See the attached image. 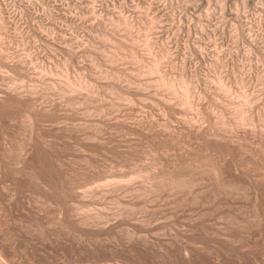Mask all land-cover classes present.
Returning a JSON list of instances; mask_svg holds the SVG:
<instances>
[{
  "label": "rangeland",
  "instance_id": "374dc122",
  "mask_svg": "<svg viewBox=\"0 0 264 264\" xmlns=\"http://www.w3.org/2000/svg\"><path fill=\"white\" fill-rule=\"evenodd\" d=\"M21 1H26V0H21ZM66 1L67 0H64L63 2L68 3V1L67 2ZM90 1L91 0H88V2H87L86 0H83L80 4L81 8L79 6L74 7L72 4H70L71 6L69 5V7L67 9L68 5H65L64 10L61 11V13H64L66 16L68 14V16H70L71 18H73V16H74V18L73 19L69 18V20H72L73 22H71V21L65 22V21L61 20V23L62 22H63L62 24L65 23L64 25L66 27L63 26V29L59 30L58 34L61 32V34H63V35H60L59 38H56V41H57L56 43L58 44V42L60 41L59 44H61V42H62L63 43V44H61L62 46L60 45L62 48L63 47L65 48L64 45H66L68 43L66 45V48L67 49L70 48L71 50L73 49L74 50L73 52H75V51L78 52L79 54L75 53V58L78 60L79 63L81 61H83V63L81 62L79 64L77 62V60L74 59L73 63H75V65L71 62L72 63L71 66L68 67L69 70L68 69L65 70L66 68L65 69L63 68V67H65V65H62L64 61L67 62L66 59L68 56H65V54L63 55V53H61V52H60L61 54L59 52H52L51 53V51L45 50L44 48H42L43 46L42 47H40L41 45L39 46V44H40L39 41L34 40L32 38L31 34H29L30 32H28L27 29H26V31H24L25 26H30V23L33 24L34 21L29 20L26 16H24V18L26 19L25 21L24 20L21 21L22 19H20L18 21L19 24H21V26L25 25L24 30L22 31L23 33L19 32V31L14 32V28H10L11 23H10V21H8V19H7L8 22H5L8 26H10L9 29L11 31L9 30L10 33L8 32V34H10V36L8 34H7L8 36L7 35L3 36V42H9L10 41L11 43H9V44L3 43V51L1 53L2 54L1 56H4V58H7L10 55L9 57H12L9 59L11 61H8V62L5 59V61L7 63L12 62V61H13V64L17 63V62L20 63L18 61V59H20L21 55H22V57H24V59H26V58H28L29 60H30V58L34 59V61H32V59H31L32 62H35V61L38 62L39 61L38 63H40L42 61L43 64L46 62L45 67H47V70H49L48 68H50L52 70L54 69L52 71L54 73L51 74L53 76L56 72H60V73H58L59 75L57 73L55 74V75H58L57 77L56 76L52 77L53 79L56 78L55 80L57 82L65 80L66 77L64 75H66V73L69 76L71 75V77L75 76L77 78L78 75H80V76L85 75L84 77H87V78H90L89 76H91L92 77L91 81L94 78H96L97 80L95 79L92 82V84L93 85L95 84L94 86H96V87H94V88H96L95 89L96 93L94 94V92H93L94 95L91 94L90 92H86V91H85L86 94H85V92L83 93L85 95L86 99L89 100L91 98L89 101L87 100L88 103L86 101H84L85 98L83 99L81 97L80 99H83L84 103L82 100H81L82 101L81 102L78 99V103H80V104L76 105L77 103L76 104L72 103L74 105L73 106V105L67 104V102L69 103L71 97H72V99L74 97H76V94L75 95H73V94L65 95V96H67V98L69 97L68 98L69 101H68V100H66V98L64 96H61L62 98H60V95L58 94L59 95L58 96L54 91L52 93H51V91H49V92L47 91L48 93L42 91V88L40 87L41 85H38L39 83L37 82L39 80L40 70H38V72H37V69L35 71L33 69L31 70L30 69L31 67L28 68L30 65L29 63H27V64L21 63V64H23V66L25 65L26 70L25 69H24L25 71L23 70L24 73L28 75V73L33 72L36 74L38 73L39 75L37 77L36 74L31 73V76L30 75H29V77L27 76V78H26L27 81L26 80L21 81L19 79V77L16 74H14L13 72H10L8 70H5L4 68H1L2 70H0V89L2 91L4 89L7 91L8 89H12L15 86L16 87L19 86V88H20V86H25L28 84V80H29L30 83L31 82L33 83V84L31 83L33 86L30 83H29V86L31 85L32 87H34L35 86L34 84H37L35 87V90H37V88L39 87V88H41V90L39 89L40 91L37 90V92H39L40 94L43 93V95L41 94L42 97H40L41 95H39V93L37 94L38 99L36 98L37 96H35V103L38 100L39 101L37 102V104L39 102L41 103V104L39 103L37 106L40 107V105H41L42 107H48V105H50V106L52 105L50 103L52 101H53L52 102L53 104H58V102H59L61 107H63L62 110L60 109L59 114L62 113L61 111H63V113L59 116L60 117L63 116V117L61 118L62 121L57 122L58 124L56 122L51 123V121H49V122L45 121L44 122L45 124L42 123L43 125H45V127H41V126H43L42 124L40 125L38 130L40 131V129H41V131L42 130L46 131V133L41 132V131L40 132L42 134L39 133V131L34 133V135L36 133H39V135L37 134V136H34V137H36L34 144L38 143L37 147L34 144H28L25 142L26 137L29 135V130H27V129H29L28 128L29 126L26 123V119L24 118L25 116L23 113H20V114L18 113L17 115H15L16 117H15V119L13 118L14 120H12V122L6 116L1 117L0 118V121H1V123H0V148L6 149L9 146V147H11V149H13L12 155H11V157H12L11 161L12 160L13 161L11 162V166H13L12 164L15 161V159L17 158L16 156H18V153H19L18 149H19L20 145H21L20 147L25 146L23 148L24 151H22L23 152L22 156L25 157L27 155L28 158L26 157V159L30 160V162H29L30 166L31 165L34 166L33 164L38 163V161L40 160V162L37 165L35 164V167L37 169L42 167V169H43L44 166L41 165V162H42L41 160L46 159L45 161L43 160V162H42V163L45 162L44 165L46 167L43 170V173L44 174L49 173L50 169H51L52 173L50 172L49 173L50 175L49 174H47L45 176L43 175L44 176L43 180H45V178H46L45 181H47L49 178L50 180H53L52 182H55L57 180L59 181L60 179L61 180L64 179V181H62L63 184L66 183V185H67V186L65 185L66 187H68L70 185L72 188H74L73 192H75L77 195L79 194L74 199L75 202H74V200L70 202V204L71 205L73 204L75 207L79 206V208H80V206H82V208H80L78 213H76V214L78 216L81 215V217L84 214L86 216L87 215L86 211H87L88 215L92 216L94 223L95 222L96 223L94 224V226H91V227L89 226V228H85V229L74 227V226L70 227V228L62 229L61 226H59L61 221L57 222V220L59 221V219L64 220L65 218H67L68 215H66L65 212H67L69 208L68 209L66 208L67 211L59 209L61 212L60 213L57 210L58 206H56L55 204H51V205H49L47 203L43 204L42 203L43 199L39 193L40 190L38 191L37 190L38 188L36 187L37 188L36 189L35 186H33V184H31V183L28 184L27 182H24L25 179H23V178L22 179L24 181L19 180V182H17L16 184L13 183L14 179L10 175L12 173L10 170V172L8 171V173H7L8 175L5 174L6 179H5V177H0V184H1L0 185V191H1L0 192V202H1L0 203L1 204L0 205V216H1L0 220L4 219L3 223H2V221H0V224H1L0 225V231H3L2 233H0V245L3 243V241L5 242L4 237H5V239L7 238V241H9L8 244L10 243L9 245H7V243H3V245H2L5 247L6 252H7V257L5 258L6 262L3 260L4 263L8 264L7 262H10L9 264H264V193H263L264 192V176H263L264 175V170H263L264 169V162H263L264 161V131H263L264 130V128H263L264 122L263 123L261 122L262 124L259 123L257 128L254 129V132H252L251 127L246 126L245 131H244V127L242 129H241V127H239L241 130L239 128L238 129L235 128L237 130H233V131L230 130V131H232V132H230L228 129V130H226L227 133L226 132L224 133V134H226L225 135V137H227L226 139L231 138V139H234L235 141H239L236 143L234 142V146L237 147V148H235V151L233 152L235 154L232 153L230 155H225L226 158L224 156L225 159H222V160H224L223 163H225L224 167H226V169L229 170L230 174H233L232 177H234V179L236 178L235 182L237 181L236 185H237V187H239V188H237L238 190L236 189L233 191H229L227 189H224V190L222 189L224 191L223 192L221 190V188H219V187H217V185H215L216 183L214 182L213 177H210L211 174L209 175L208 173H206V175H207L206 176L205 173H203L202 174L203 177H202L201 174L199 175V173L192 171L193 170L192 166L190 169L189 166L187 167V165L186 166L182 165L183 167L180 168V172L182 174L184 173L185 178H187V179L189 178V180H190V179H193V175H194V177L196 175H198V179H196L197 182L195 181V184L192 183V185L194 184V187H192V185H191L192 191L185 190V191L181 192V193H183L182 194L183 196H181V194L178 195L179 197L181 196L180 198H178L181 203L179 201H177L178 199H176L174 194H173L174 195L173 198H172V196H173L172 193L171 194L169 193V195H168L169 191H165V193L163 192V194H161V196H158V197H162V198L157 197L158 200L156 198H154L155 201H153L152 199H149V200L143 199L144 200L143 201V200H140V198H137L136 195H134V194L128 195L127 193L124 192L125 190L122 192V188L123 189L125 188L122 186H125V183H127L129 180L132 179V176L134 175L133 173L135 172V170L136 171H140V170L143 171V169H144V172H142V173H145V171L151 172V170H152V172H155L157 170H159L157 172H160V171H162V169L165 170V169H168V167L170 168V166H172L171 164H173L174 162L175 163L177 162L176 164H182V161L184 162V159L185 160L187 159L186 157L189 158L190 154H192V155H190V157L195 156L196 154L197 155L199 154L196 157H198V159H200L201 156L204 155V154H201V152L206 154V152L204 150H202L205 148V146H204V144H202L201 140L196 138L195 135L190 134L191 135L190 136L189 133L187 134L188 129H186V128H188L189 124L187 126L185 123H187V121H188L187 119H189V120L191 119V120H193V121H191V122H193L192 123L193 126L195 125L197 128H201V126H202V129H200V130H203V129L206 130L207 127L209 126V123L208 122L203 123V120L200 118V115H198V117L200 119L197 117L198 112L195 113L196 111L195 112L194 111H192V112L188 111V112H186L187 114L185 113V111H183L185 113V115L183 112H181L182 114L176 112L173 115V113H171V112L167 111L165 108H163L164 106H161L163 103H161V105H158V104H160V101L163 102L162 100L166 98L165 97L166 94L162 95L163 92L162 93L160 92V96H158L159 93L156 96L155 94L157 93V91L155 90V88H151L150 87L151 85H150L149 89H148V87L145 86L146 83L141 82V79H142V81L145 80L146 82H148L147 84H149V82H150V81H148V80H150L149 77L146 80V79H144L146 77L137 78V77H135V75H132L133 73L134 74L137 73L136 68H138L140 65V64H136V62H134L133 60L130 61V59L128 58V61L131 62V64L129 62L130 65L127 63V59L126 60L124 59L125 62L123 59H120V60L118 59L116 61H120V62L118 63V62L114 61V63H115V64L113 63L114 65L112 63H108L109 65L104 64L105 62H110L106 59V57L109 58L110 55L112 54L111 53L112 51H113V53L116 51L115 53H117V54H119L121 51H123L124 53L121 52L119 54V55L122 54L121 57H123V55H125V51H126V55H127V53H128L127 51L132 49V48L131 49L129 48L130 46L133 45V41L131 42V40H133L134 37L137 38L136 37L137 34L135 35V32L138 31L137 29L142 28V30H143L145 28V27H143V25L145 24L143 22V20L147 22L146 17L148 16L147 19L149 17L151 18L156 13V11L155 12L154 11L147 12L146 5L144 3H140L138 5V7L135 8L134 6L136 5L135 3H137V2H134L135 5L128 3L129 4L128 9L127 10L125 9L123 11L120 7H118V5H117V7L115 6V8H111L112 6H109V8H111V11H112L111 12L109 10L110 16L112 15L111 17H113V19H115V18L119 19L120 15L124 14V16H126V18H128V22H131V23L133 22L132 26L134 25L135 27L133 26V28H134V29H132L133 31L130 30L131 31V34H130V31L126 30V28H123V27L116 28L115 26H113V28H112V25L109 24V22L107 23V21H106L107 18L103 17V16H105V15H103V13L98 14V15H103V16H101V18L98 17V19H96V17L91 15L92 13L89 10V5H91ZM156 1L161 3L162 0H156ZM241 1L239 0V3H238L239 6H242ZM254 1L255 0H251L249 5L245 8H243L244 6H242L240 8V12L243 13L244 12L243 10H246V11L248 10L249 12L255 14V16L259 15V13L262 15V12H261L262 8H260L261 5H255L256 2H254ZM163 2H164V0L162 1V3ZM84 3H86V4H84ZM197 3H200V2L196 1L195 7L193 6L194 9H197V12L194 14L195 15H197L198 13L204 14L205 8L208 7V4H206V2H203L202 5L203 4L206 5V7L204 6V8H203V6H201V3L198 5L199 7L197 6ZM86 5H88V6H86ZM258 6H260V7H258ZM256 7H258V9ZM66 9H67V11H66ZM69 9H70V11H69ZM113 9H115L114 12H113ZM71 10H72V12H71ZM257 11H259V13H256ZM161 13H165V11H163ZM113 14H114V16H113ZM160 15L158 14V16L157 15H155V16H157L158 20L160 19L158 21L157 26H159L161 24L160 25L161 27L159 26V28L157 27L158 29L157 28L154 29L155 31H151L153 33H150V31H148V32L151 34V37H153V36L155 38L158 37V40H159L158 44L160 43L159 44L160 47L162 46L161 44L164 43L165 46L167 45L169 47V51H171L170 54L172 55V53H174L173 56L176 55L174 57V61L177 63V67H179L180 69H181L180 66H184L181 70L183 71L185 69L183 72L186 71L188 78H190L188 80L193 81L194 85H196V83H198L197 86H195L193 88L194 90L192 89L193 93L195 95L198 96L199 95L198 93L202 94V97H201L202 100L201 99L198 100L199 102H197V104L201 103L202 106H204V107L206 106V108L209 109V108H212L209 105L212 103L211 105L214 107L215 103L212 100V98L213 97L217 98L216 96H214L215 95L214 91H216V90H213L212 92H210V91L214 88V86L216 87L218 84L217 80H216V74H218V72H220V70L215 71L213 69L214 72H212V69H211V71H210V68H212V65H211L212 60H213L212 56H214V54H215V56H217L216 52L214 53V51H216V50H217V52H219L222 49L224 52H227L230 50L234 51L235 48L233 46H235V45L234 44L232 45L231 44L232 42L229 40L230 42L227 41V44H230L232 46V48L230 45L227 46L226 44H224L223 48L220 47L219 45H217V47H219V48L216 49V46L214 47L215 44L213 43V40H212V42H210L208 39H206L205 43H207V45H205V48L207 47L208 49L207 48L205 49V54L206 53L207 54H206L205 61H202L199 56H197L196 54H192L193 53L192 50L189 51L188 55L183 50V44H185L186 42H188V44H191L192 43L191 41L192 40L194 41L195 40L194 37L197 35L193 32H191L190 33L191 35H190L187 32V30H186V32H185V30H183L184 33L181 34V36H180L181 38H179L178 35L175 36L176 38L172 37V33H173V31H175L177 23H174L171 19H169L170 16L168 17V15H165V14H160ZM75 18H76L75 23H77V25H79V24H81V25L77 26L74 23ZM99 18L101 19L100 21L103 22L102 26L104 25V22H106V24L109 25L110 27L106 26V24L103 27H101V22L99 21ZM143 18H145V19H143ZM102 19H104V20H102ZM138 20H141L139 22L140 23L142 22V24L143 23L144 24L141 25L138 22ZM26 21H28V22L30 21L29 25L25 24V23H28ZM58 21H60V19ZM252 22L253 21H251V23ZM8 23H10V24H8ZM34 23H36L37 25L39 24L36 21ZM68 23L71 26H69ZM73 23H74V25H72ZM98 23H100V24H98ZM164 23H166V24H164ZM146 25H149V24H146ZM249 25L250 24H248L245 27L248 28ZM73 26H74V28H73ZM98 26H100L101 28H99ZM140 26H141V28H139ZM12 27H14V25ZM104 27H105V29H104ZM147 27H150V26H147ZM92 28H94V29H92ZM263 28H264V21H263V24L261 25V29H262L261 31L262 32H260L261 34L258 33L257 36L254 35V33H255L254 30H256V27L252 26L251 32H250V30H247L248 31L247 33L252 34L251 38L255 37L254 38L255 44L262 46V47H260L261 50L259 52H256L253 49L252 52L250 53L251 59L253 58L251 63L261 65L260 67L257 68V71L255 68L254 75L251 76V78H249L247 75L248 72L242 71V68H241L242 65H246L245 70H247L246 68H248L247 64H249V62H247V60L244 59V58H246V55H248V53L247 54L245 53V52H247L246 50L240 51V55L242 54L241 57H239V59L233 61V66H234L233 69H232V64L228 66L229 69H228V67L223 68L224 72L226 71L229 74L226 76L227 78L226 77H224V78L226 81L229 82V86L231 88L230 90H232L230 94L233 95L234 101L238 102V101L243 100V99H241L242 96L243 97L246 96L248 98L250 97L252 100V105L254 107L253 106L251 107L249 113L252 116L254 114V117H260L261 120L264 119V117H263L264 116V79L261 77H258V76H259V74L262 73V71H263L262 74H264V66H263L264 65V54H263L264 53V50H263L264 49V47H263L264 46V35H263L264 29ZM167 29L173 30L170 33L171 35H169V34L167 35V33L164 32V31H168ZM147 30H148V28H147ZM147 30L145 32H147ZM157 30L158 31L163 30L164 34L162 32L154 34V33H156ZM46 31H48V30H46ZM46 31L43 32V33H45V35H46ZM103 31L104 32L107 31L109 34L111 33V35H110L111 40L113 41L114 38H115L114 40H118V42L113 41L112 44H114V42H115V43H117V45L120 42L123 43L122 42L123 40L125 42V40L127 38L126 36L130 35V37L127 39V41H130L132 45L130 44V42L126 41L127 43H129L128 44L129 46H127L126 42L124 43V45L127 47V50H125L126 47L124 46V48L120 51V48L119 49L116 48V46H117L116 44H115L116 46L115 45L113 46L112 44H110L112 41H110L108 44L103 43L105 41H101L102 38L100 37V35L103 33ZM139 31L137 32L138 36L140 34H141L140 37L146 36V35H144L146 33H143L142 31H141L142 33H139ZM16 32L21 33L22 37H19L18 36L19 33H16ZM26 32H28L27 35H26ZM132 32L134 33L133 35H135V36H133V38H132ZM47 33L50 34V32H47ZM48 34H47V36L51 37V34L50 35H48ZM259 36H261V37H259ZM56 37H58V36H56ZM96 37H97V39H96ZM140 37L137 38L138 40H140L139 43L144 42L142 44L140 43L141 45L138 43L141 50L138 48V46H136L134 44L136 46V48L133 45L132 51L134 50V52H135V50H136V53H138V55H140V57H141V55L143 56V54H147L148 52H145L144 49H146V48H144V47L146 44H145L143 37L142 38H140ZM154 37H153V39H155ZM169 37H170V39H169ZM256 37H257V39H256ZM6 39H7V41H6ZM119 39L120 40L122 39V40L119 41ZM178 39H180V42H178L179 41ZM141 40H143V41H141ZM161 40H162V42H160ZM63 41H65V43ZM219 41L220 40H217L216 42L218 43ZM257 41H259L260 44H258ZM177 42L180 44H178ZM189 42H191V43H189ZM100 43H102V44H100ZM173 43H174V45H173ZM10 44L12 47L10 46ZM69 44L71 45V47ZM158 44H156V45L158 46ZM177 44L180 45L181 49H178L180 47H178ZM171 45L173 46L172 48H170ZM176 45H177V47H176ZM4 46H6L7 48H5ZM74 47H75V49H74ZM108 47L110 48V51L112 50L111 52L108 51V49H109ZM111 47L115 48V49H111ZM4 48H5V50H4ZM11 48H13L14 50ZM41 48L43 49L44 52H42ZM94 48L97 50L95 51ZM104 48H105V50H104ZM137 48L139 50H137ZM213 48H215V49H213ZM225 48L227 49V51H225L226 50ZM245 48L247 49L248 47H245ZM98 49L101 51L104 50V53L108 52L106 54L109 56H106V54H104L102 56L103 52H101L100 55L105 58L104 59L105 62H103V61L101 62V63H103V65L102 64L100 65L99 63H97V66H99V67H97V66L95 67L96 69L98 68L97 72H96V69L93 70L94 66L96 64L92 65L93 62L91 61V58L89 60L90 55H88V54H90V52H92V54H94L97 51L99 52ZM170 49H172V50H170ZM4 51H7V55H5L6 52H4ZM10 51H14V52L12 53ZM137 51H141L142 53L137 52ZM8 52L11 54H9ZM86 52H88V54ZM98 52L95 53L96 56L99 55L100 52L99 53ZM143 52H145V53H143ZM182 52L185 54H183ZM190 52H191V54H190ZM14 53H18L17 54L18 56L20 54V56H19L20 58L19 57L17 58V55H16L15 59H14V55H15ZM44 53L49 55L50 59L53 60L52 63L54 65L51 63V60L49 61L47 58L45 59L46 56ZM50 53L54 54L55 56H58V57L54 58V55H50ZM139 53H141V54H139ZM243 53L245 55H243ZM130 54H131V51H129L128 55H130ZM114 55L115 54H113V56ZM25 56H26V58H25ZM93 56H95V55H93ZM147 56L145 55V56H143V58L147 59ZM173 56H171L172 59H173ZM242 56L244 58H242ZM65 57H66V59H64ZM78 57H79V59H78ZM171 57H169V58L171 59ZM185 58H186V60H185ZM224 58H225L224 56L223 57L221 56L219 59H222V61H224ZM24 59L21 58L20 60H23V61L28 60V59H26V60H24ZM54 59H55V61H54ZM226 59L227 58H225V60ZM240 59L242 60V62H240ZM14 60L15 61L17 60V61L14 62ZM46 60H48V61H46ZM182 60H183V62H186V63H183ZM132 61L134 62V64ZM245 61H246V63H245ZM65 62H64V64H65ZM90 62H92V63L90 65H88ZM60 63H62V64H60ZM82 64H84V65L82 66ZM166 64L167 63L165 62V65ZM26 65H28V66H26ZM47 65H50V66H47ZM51 65H53V67ZM111 66L113 69H111ZM133 66H134V68L135 67L136 68L134 69ZM167 67L169 68L168 64H167V66L164 67L165 71L169 70L172 73L174 72V69L172 71L171 67H170V69H168ZM235 67H237L238 69L239 68H241V69L235 70L236 69ZM131 68H133V71L135 70L134 72L132 71L133 73L131 72ZM166 68L168 70H166ZM179 68H177V69H179ZM55 69L56 70L58 69V71H56ZM177 69H176L174 74H172L168 71V73L172 74V75H170L171 77H174V76L177 77L178 76V74H179L178 71L180 72L181 70L180 69L177 70ZM223 69H221V71ZM258 69L260 70V73H258ZM87 70H89V71H87ZM108 70H111V71L115 70L114 72H117L119 70L118 73H121L120 71L122 70L121 75L125 77V81L122 78V76L120 77L122 79L121 80L122 82L117 79L120 82L118 84L122 85V87L117 84L118 81H116L115 79H113V81H112L109 79L110 77H108V80L110 82L116 83L119 87L124 88V90L129 92L128 95H129V97H131L130 99L131 100L134 99L131 104H127L126 102L123 103V100H121L122 101L121 102L120 99H118L116 97V96H118L116 93L115 94L111 93V94H114V95H111L108 93V91L104 92L103 91L104 88H103V90H101V88H102L101 85L103 86V84L108 83L107 77L105 79L102 78L101 77L102 75H100L101 73H99V75H100V76L98 75L99 77L95 76V75H97L98 72H102V71L105 72ZM124 70L125 71L128 70V71L125 72ZM1 71L3 72V74ZM26 71H27V73H26ZM66 71H68V72H66ZM215 72H216V74H215ZM243 72H244V74H242ZM48 73H49V75H48V77H49L50 72H47V74ZM63 73H65V74H63ZM124 73L126 75H124ZM232 73H235V74H232ZM8 74H9V76H8ZM32 74L35 75V79L38 78V79H36L37 81L34 80V78L32 77L33 76ZM129 74L131 76H133L132 78L135 77L137 79L136 80L134 78L135 81L133 80V83H132L133 86H131V84H130V86L128 84H126V83H129V82H127V79L131 78V76H129ZM14 75L16 76V78ZM60 75L63 78L64 77L65 78L63 79ZM2 76H4V77H2ZM11 77H12V79H11ZM30 77H32V78H30ZM58 77L61 78V80ZM242 77H243V79L246 78V83L244 85L238 81ZM256 77H258V78H256ZM49 78H51V76ZM197 78H198V81H197ZM204 78H206V79H204ZM233 78H236L238 83L236 82V79H233ZM17 79H18V81H16ZM11 80L12 81L14 80V82L12 83ZM138 80H139V83H142V86H145V87L140 89L139 88L140 85H138V84H136V86L138 85L136 87L135 83H138ZM200 80H201V83H200ZM210 81H211V83H210ZM207 82H209V83H207ZM143 83H145V84L143 85ZM150 84H152V82H150ZM126 85H128V86H126ZM210 85H211V87H210ZM27 86H26V88L24 87V89L20 88V91L18 90L19 88H17V91L21 92L22 91L21 89H23L22 92H24L25 89L28 90ZM98 86H99V88H98ZM200 86H201V88H200ZM16 87H15V89H16ZM144 88H146V89H144ZM207 89L208 90L210 89L209 92H207ZM1 90H0V95L1 94L3 95V92L5 90L3 92H1ZM204 90L207 92V94H206V92H204ZM97 91H98V94H97ZM99 91H100V93H99ZM131 91H132V94H130ZM134 91H135V93H134ZM151 91L153 94L151 93ZM103 92L105 93V94H103L105 96L102 95ZM203 92L207 96H204ZM87 93L91 94V95L88 94V98H87ZM133 93L136 95H134ZM144 93H145V95H144ZM211 93H213V95ZM209 94H211V96H209ZM230 94H229V96L231 97ZM44 95H46V97ZM48 95L52 97L51 98L52 100L50 99V97H47ZM69 95H71V96H69ZM84 95H83V97H84ZM89 95L91 97H89ZM106 95H108V97ZM109 95H111V96H109ZM128 95H126V96H128ZM130 95H132V96H130ZM146 95H147V97H146ZM161 95L164 96V98ZM114 96H115V98H114ZM44 97H45L46 101L44 100L45 102L43 101V103L44 104L47 103L46 104L47 106L42 105L43 103L41 100H43ZM105 97H107V98L104 100ZM118 97L121 98L120 96H118ZM40 98H42V99L40 100ZM47 98H49V100ZM154 98L161 99V100H159L158 101L159 103H158L157 99H154ZM238 98H239V100H238ZM221 99H218L219 103L221 102L220 101ZM254 99H256V100H254ZM64 100H66V101H64ZM54 101H56V102H54ZM222 101H223L222 102L223 104H221V105L223 107H224V105H225V107H227L226 106L227 101L224 99H222ZM85 102L87 104H85ZM206 103H207V105H205ZM94 105H96V107ZM113 105H114V108H112ZM115 108H117V109L115 110ZM158 108H160V109H158ZM97 109H99V110H97ZM100 109L103 111L101 112ZM225 109L226 108H224L223 110L225 112L226 117L230 118L232 116V114L234 113V111H232L233 108H230V109H232L231 111H228ZM73 110H74V112H73ZM188 113H189V115H188ZM228 113H229V115H228ZM175 114H177V115H175ZM234 116H235V114H234ZM185 120H187V121L185 122ZM123 121H125L126 123ZM59 122H61V123H59ZM149 123L150 124L152 123L151 125H153V126H151ZM115 124H117V125L115 126ZM122 124H124V126ZM143 124H145V125H143ZM196 124H198L200 127H198V125H196ZM125 125L128 126L129 129L132 128L134 131H132V130L130 131L128 129V127H126ZM133 125H134V127H133ZM196 127H195V129H196ZM259 127H261V128H259ZM43 128H45V130ZM59 128H60L61 133L57 132ZM135 128L136 129L140 128V130H139L140 133H139V131H136ZM184 128H185V130H184ZM220 129H221V131L225 130L223 127ZM160 131L162 133L159 135V133H157V132H160ZM172 131H174L175 134ZM261 131H263V132H261ZM59 133H60V135L58 137L57 135ZM238 133H240V134H238ZM169 134H173V136H175V138L177 135L178 139H175L176 143L173 142L174 140H172L171 143L170 142H169L170 144L167 143L166 147H165L164 141L167 139V136L169 137ZM41 135H43L42 136L43 138H45V136H46L47 140L42 139L40 142V138H41L40 136ZM165 137H166V139H165ZM162 139H165V140L162 141ZM237 139H239V140H237ZM45 140H46V143L43 142ZM160 141L163 142L164 145L162 143L159 144L158 142H160ZM180 142H182V143H180ZM42 145H44V146H42ZM27 147H29V148H27ZM40 147H43V148L46 147L44 149V150L48 151L46 153V155H45V153H42L40 151L41 150ZM162 147H165V148H162ZM174 147H176V148H174ZM43 148H42V150H43ZM238 148H240V149H238ZM15 149H17V151ZM25 149H26V151H25ZM186 149H188V150H186ZM190 152H193V153H190ZM184 155H187V156H184ZM232 155H234V156H232ZM254 156H256L258 159ZM14 157H15V159H13ZM182 157H184V159ZM156 158H158L160 160H158ZM51 159H53V160L56 159V160L53 161ZM31 161H33L34 163L32 162L33 164H31ZM152 161L153 162L155 161L156 163H153ZM157 161H159V162H157ZM250 161H251V163H250ZM58 162H59V164H58ZM233 162L235 163V165L233 164ZM246 162H248V163H246ZM261 162L263 163V165L260 164ZM160 163H162V165H160ZM152 164H153V167H151ZM156 164H157V166H156ZM165 164H167L168 166H166ZM14 166H16V165H14ZM47 166H48V170H47ZM154 166L157 167V170H156V168L154 169ZM160 166L161 167L164 166V167L161 169ZM234 166H236V167H234ZM13 167H11V168H13ZM59 167H61L60 168L61 170L59 169ZM148 168H150V169H148ZM183 169L185 170V172H182V171H184ZM188 169H190V170H188ZM153 170H155V171H153ZM194 173L195 174L197 173V174L195 175ZM61 174H62V176H61ZM187 174H189V175H187ZM191 174H192V177H191ZM43 176H41V177H43ZM209 177L212 179H210ZM205 178H207V179H205ZM11 179L13 182L10 181ZM135 179H132L131 181H129V184L127 183L128 185L127 184L126 185L128 187L132 186L131 188H141V187H143L141 185H144L146 183L144 180V177H139V178H135ZM139 179H142V180H139ZM198 180H200V182H198ZM212 180H213V182H212ZM118 181L120 183L121 182L124 183V181H125V183L122 184V186H121L120 183H118ZM3 182H5L7 184H5ZM75 182H76V184H75ZM109 182H110V184H109ZM113 183H115V184L118 183L119 185H116V186H121V187H119L120 188L119 191L118 190L112 191L113 193L111 194V191H109V189L112 190L111 185ZM9 184H11V186H13V188L11 186H9ZM106 184H109V186H105ZM15 185L16 186L18 185L17 186L18 189H14ZM102 185L109 192L106 191L102 187ZM203 185H204V187H203ZM2 186H6L7 189H10V190H7L5 188L7 190V192H6V190L5 191L3 190L4 187L2 188ZM107 187H111V188L108 189ZM197 187H198V189H197ZM213 187H214V189H213ZM22 188L25 190H23ZM218 188L220 190H218ZM215 189H217L218 193H216L217 191ZM225 190H227V191H225ZM8 191L9 192L13 191L12 197H11L12 193H8ZM93 191L96 193L94 194ZM100 191H103L104 193L105 192L106 193L103 194ZM186 191L190 194V196H189V194L187 193L190 198L185 197V196H187ZM200 191H202V192H200ZM219 191H220V193H219ZM3 192H5V193H3ZM14 192H16V195H14ZM89 192H90V195L94 194L93 198H90ZM192 192H193V194H192ZM230 192H232V193H230ZM234 192H236L237 194ZM1 193H3L2 195L5 196V199L1 195ZM6 193H8V194H6ZM199 193H200V195H199ZM223 193H225V194H223ZM17 194H19V195L17 196ZM226 194H228V195L226 196ZM84 195L85 196L89 195V197L88 196L85 197ZM194 195L198 196L199 197L198 199L200 201L194 200L195 199L193 197ZM213 195H214V197H213ZM14 196L16 197V202L14 200V198H15ZM116 196L119 197V202H121V203L123 202L122 203L123 207H121V205L119 206V205L114 203L118 199V197H116ZM201 196H203V197H201ZM1 197H3V198H1ZM10 197H11L10 200H12V199L14 200V201H12L13 203L10 200H8ZM74 197H75V195H74ZM182 197L187 198V199H185L186 202L184 201V199ZM209 197H211V198H209ZM1 199L3 200V202ZM84 199H86V200L83 201ZM171 199H173V202ZM6 200H8V201H6ZM175 200L178 203L174 202ZM10 202H11V204H10ZM79 204H83V205L85 204V206L88 205L89 207L86 206L84 208L83 205H79ZM125 204H127V205H125ZM130 204L133 206L132 207L133 210H131V211L127 210L126 211L124 209V206H129ZM87 208H89V209H87ZM120 209H122V210H120ZM80 210L85 212V213L81 212ZM119 212L123 213V215L121 214L122 218L120 217ZM96 213L100 214L101 216L104 214L103 216H105V217H103V219L104 218H106V219L102 220V218H98V217L94 218V216H96ZM125 213L127 214V216H125L126 215ZM33 214H35V215H33ZM4 221L6 222V224H4ZM104 221H106L108 223H106ZM102 223H103V225H102ZM27 224L30 226H28ZM57 224H59V225H57ZM53 225H55V226H53ZM101 226L102 227L104 226V227L102 228ZM32 227L33 228L39 227V229L37 228L35 231L29 232L30 234L28 232H26V230H28L29 228H30L29 230H31ZM97 228H98V230H97ZM104 228H105V230H104ZM67 229H69V230L67 231ZM37 230L38 231L40 230V231L38 232ZM63 230H64V232H63ZM105 231H107V232H105ZM7 232H9V233H7ZM133 232H134V234H133ZM5 233H6V235H4ZM128 233H130L132 237ZM169 244L172 246H169ZM159 245H161V247ZM173 245H174V247H173ZM129 248L131 250L132 249L133 250L131 251ZM160 248H161V251H160ZM163 248H165V249L168 248L169 250L166 249L165 252H163ZM11 249H12V251H10ZM186 249H188V250L190 249V250L186 251ZM167 250L169 252H167ZM182 251H184V252H182ZM186 253H187V256L185 255ZM10 257H11V259H10Z\"/></svg>",
  "mask_w": 264,
  "mask_h": 264
},
{
  "label": "bare ground",
  "instance_id": "6f19581e",
  "mask_svg": "<svg viewBox=\"0 0 264 264\" xmlns=\"http://www.w3.org/2000/svg\"><path fill=\"white\" fill-rule=\"evenodd\" d=\"M21 0H0V70H2L1 68H4L5 70H8V71H10V72H13L14 74H16L18 77H19V79L21 80V81H24V80H26V78H27V76L29 77V75L31 76V73H33V72H31V73H28V75L27 74H25L24 73V71L26 70L25 69V65L23 66V64H27V63H29L30 65H29V67L28 68H30L31 70L33 69L34 71L37 69V72H38V70H40V76H39V80L37 81L36 79H38V78H36L35 79V75H33V74H36V73H33L32 75V77L34 78V80H36L39 84L38 85H41L40 87L42 88V91H44V92H49V91H51V93L54 91L57 95L59 94L60 95V98H62L61 96H64L65 98H66V100H68V98H67V96H65V95H67V94H73V95H75L76 94V97H74L73 99H72V97H71V99H70V101H69V103L67 102V104H69V105H73V104H76V105H78V104H80V103H78V99H79V101H83V99L85 98L86 99V97H85V95L83 94L85 91L86 92H90L91 94H93V92H94V94L96 93L95 91V89L96 88H94V87H96V86H94L93 84H92V82L96 79V78H94L92 81H91V79H92V77L91 76H89L90 78H87V77H84V76H80V75H78L77 76V78L75 77H71V75L69 76L67 73H66V75H64L65 77V80H62V81H56L55 79H53L52 77H57L59 74L58 73H60V72H56V71H58V69L55 71L58 75H55L54 74V76L53 75H51V74H53L54 72H52L53 70L52 69H50V68H48L49 70H47V67H45L46 65H45V63L43 64L42 63V59L40 60L41 62L40 63H38L37 61H35V62H32V61H34V59H32V58H30V60L28 59V58H26V56H25V58L26 59H28V60H26V59H24V57H22V55H21V58H23L24 60H26V61H23V60H20L21 58L19 57L20 56V54H19V56L17 55L18 53H14L15 55H14V59H15V56L17 55V58L19 57L20 59H18V61L20 62V63H14L13 64V61L12 62H9V63H7L8 61H11V60H9L10 58H12V57H7V58H4V56H1L2 54V51H3V43L4 44H9V43H11L9 40V42H3V36L4 35H7L8 34V32H9V27L10 26H8L5 22H8V21H10V23H11V27L10 28H14V32L15 31H19V32H21V33H23L22 31L24 30V26H21V24H19V20L20 19H22L21 21H25L26 19L24 18V16H26L29 20H31V21H36V22H38L39 24L37 25L36 23H34L33 22V24H31L30 23V26H25V30L24 31H26V29H27V31L28 32H30L29 34H31V36H32V38L34 39V40H37V41H39L40 42V44H39V46L40 47H42V48H44L45 50H47V51H51V53L52 52H61V53H63V55L65 54V56H68L67 57V59H66V57L64 58V59H66V61L67 62H65V64H64V62H63V64L62 63H60V64H62V65H65V67H63L65 70H67L68 69V67L69 66H71V64L73 63V60L74 59H76L75 58V53H78V52H73L74 50L72 49H70L69 47V49H67L66 48V45L68 44H66V45H64L65 46V48L63 47H61L62 45L61 44H63L62 42H61V44H59V42H58V44L56 43L57 41H56V38H59V36L60 35H63V34H61V32L58 34V32H59V30H61V29H63V26H65L64 24H62L61 23V20H63V21H65V22H73L72 20H69V18H71L70 16H68V14H67V16L64 14V13H61V11L62 10H64V6L65 5H68L67 6V9H68V7H69V5L70 4H72L74 7L75 6H81L80 4H81V2L83 1V0H67L68 1V3H64L63 1L64 0H26V1H21ZM66 1V2H67ZM87 2H88V0H86ZM163 1V0H162ZM162 1H161V3L160 2H158V1H156V0H91L90 1V4L91 5H89V10H90V12L92 13L91 15H93L94 17H96V19H98V17H100L101 18V16H103V15H105V16H103V17H106L107 19H106V21H107V23L109 22V24H111L112 25V28H113V26H115L116 28H121V27H123V28H126V30H128V31H133L132 29H134L133 28V26H132V24H133V22L131 23V22H128V18H126V16H124V14H122V15H120V18L119 19H117V18H115V19H113V17H111L110 16V11H111V8H115V6L117 7V5H118V7H120L121 9H122V11L123 10H127L128 9V3H131V4H134V2H137V3H135L134 5V7L136 8V7H138V5L140 4V3H144L145 5H146V10H147V12H150V11H156V13L150 18H148L147 19V17H146V20H147V22L146 21H144L143 19H145V18H143L142 20H143V22L145 23H143L142 24V22L140 23L139 21H141V20H138V22L141 24V25H143V27H145L143 30H142V28H141V26L139 27V28H141V29H137L138 31H139V33H146V34H144V35H146L145 37L144 36H142L143 37V39H144V41H145V47L144 48H146V49H144L145 50V52H148L147 54H143V56H147V59L146 58H143V56L141 55V57H140V55H138V53H136V50H135V52H134V50L132 51V49H133V45L135 44L136 46H138V48L140 49V47H139V44L141 43H144V42H140L139 43V41L140 40H138L137 38H139L140 37V35L138 36V31L137 32H135V35H136V37L137 38H135L134 37V39L133 40H131V42L133 41V45L131 44V42L130 41H127V39L130 37V35H128V36H126L127 38H126V40H125V42L127 41V42H130V44L132 45V46H130L129 48L131 49V50H128L127 52V55L129 54V51H131V54L130 55H126V51H125V55H123V57H121L122 56V54L121 55H119L121 52L122 53H124L123 51H121L123 48H124V40L122 41L123 43H118V45H117V43H115L116 41L118 42V40H114L113 39V41H115L114 42V44H112L113 43V41L111 40V37H110V35H111V33L109 34L107 31L106 32H104L103 31V33L100 35V37L102 38V40L101 41H105V42H103V43H109L110 41H112L110 44H112L113 46L115 45L116 46V48H120V53L119 54H117V53H113V51L111 52L110 51V48L108 49V51H110L112 54L110 55V57L109 58H107L106 56H109V55H107L106 53H108V52H106V53H104V50H105V48H104V50H99V55L101 54V52H103L102 53V56L104 55V54H106V59L108 60V61H110V62H105V58L104 57H102L101 55V57L98 55V56H96V54L95 53H97V52H95L97 49H95V53L94 54H92V52H90V54H88V52H86L88 55H90L89 56V60H90V58H91V61L93 62V64L92 65H95L94 66V69L93 70H95L96 68V66H97V63H99L100 65L102 64L103 65V63H101L102 61L103 62H105L104 64H108V63H114V61H116V60H120V59H127V63L129 64V62L131 61V60H133L134 62H136V64H140L139 65V67L138 68H136L137 69V73L136 74H134L133 72L135 71H133V68H134V66H133V68H131V72L133 73H131L132 75H135V77H137V78H144V77H146V78H144V79H146L147 80V78L149 77L150 78V80H148V81H150V82H152V84H150V82H149V84H147L148 82H146L145 80L144 81H142V79H141V82H145V83H143V85L145 84V86L146 87H148V89H149V86L151 87V88H155V90L157 91V93L155 94L156 96H157V94H158V96H160V92L162 93L163 92V94L162 95H164V94H166L165 95V97L167 98H165V99H163L162 101L163 102H161L160 101V104H158V105H161V103H163L161 106H164L163 108H165L167 111H169V112H171V113H173V115H174V113H176V112H178V113H180V114H182L181 112H183V111H185V113L186 112H192V111H196L195 113H197V117H198V115H200V118L203 120V123L205 122H208L209 123V126L207 127V129L205 130V129H203V130H200V129H202V126H201V128H197L195 125V127H196V129H195V127L193 126V122H191V121H193V120H189V119H187V120H185V122L187 121V123H185L187 126H188V124H189V126H188V128H186V129H188V132H187V134L189 133V135L190 134H192V135H195L196 136V138H198L199 140H201V142H202V144H204V146H205V148L204 149H202V150H204L205 152H206V154L205 153H202L201 152V154H204L203 156H201V158L200 159H198V157H196V156H198L197 154L195 155V156H192V157H190V155H192V154H190L189 155V158L188 157H186L187 159L185 160L184 159V157H182L183 159H184V162L182 161V164H176L175 162V164L173 163V164H171L172 166H170V168L168 167V169H165V170H163L162 168L164 167H161L160 166V168L162 169V171H160V172H157V171H159V170H157V167H155L154 166V169L156 168V170L157 171H155V170H153V171H155V172H152V170H151V172L150 171H145V173H142V172H144V169H143V171L142 170H140V171H136L135 169V172L133 173L134 175V177L132 176V179H135V178H139V177H144V180H145V184L144 185H141V186H143V187H141V188H131V187H128L127 185L129 184V181H131V180H129L127 183H125V181H124V183H125V186H122V184H124V183H120L119 181H118V183H120V185L122 186V187H125L124 189L122 188V192L124 191L125 193H127L128 195L129 194H134V195H136V197L137 198H140V200H143V199H152L153 201H155L154 200V198H156L157 200H158V198H162V197H158V196H161V194H163V192L165 193V191H169L168 192V195H169V193L171 194L172 193V195L174 194L175 195V197H176V199H178V198H180L181 196H183L182 194L183 193H181V192H183V191H185V190H187V191H192V187H194V184H195V181L197 182V180L196 179H198V175H196L197 173H199V175L201 174V176H202V174L203 173H205V175H206V173H208L209 175L211 174V176L210 177H213V180H214V182L216 183H214L215 185H217V187H219V188H221V190L223 189H227V190H229V191H233V190H236L237 188H239V187H237V185H236V183H237V181L235 182V180H236V178L234 179V177H232V175L233 174H230V172H229V170H227L226 169V167H224L225 165V163H223V161L224 160H222V159H225L226 158V156L225 155H230V154H232L234 151H235V148H237V147H235L234 146V142L236 143V142H239V141H235L234 139H226L227 137H225V135L226 134H224L225 132L227 133V131L226 130H228L229 129V131L230 130H237L239 127H241V129L244 127V131H245V128H246V126H248V127H251V129H252V132H254V129H256L257 128V126H258V124L259 123H263L264 122V119L263 120H261V118L260 117H254V114H253V116L249 113V111H250V109H251V107L253 106L252 105V100H251V98L249 97H246V96H242V98L241 99H243V100H241V101H238L239 100V98H238V102H236V101H234V97H233V95H231L230 93H231V91L232 90H230L231 88H230V86H229V82L228 81H226L225 80V78L224 77H226L227 75H229L226 71L224 72V67H228L229 65H231L232 64V69H233V61L234 60H237V59H239V57H241V55H240V51H242V50H246L247 52H245L246 54L248 53V55H246V58H244L243 56H242V58H244L245 60H247V62H249V64H247L248 65V68H246L247 70H245V67H246V65H242L241 66V68H242V71H247L248 72V77L249 78H251V76H253L254 75V70H255V68H256V71H257V68L258 67H260L261 65H258V64H253V63H251L252 62V59H251V55H250V53L252 52V50L254 49V51H256V52H259L261 49H260V47H262V46H259V45H256L255 44V37L254 38H251V36H252V34L250 33H247L248 31L247 30H250V32L252 31V26H254V27H256V30H254L255 31V33H254V35L255 36H257L258 35V33H260V32H262L261 30V25L263 24V21H264V0H255L254 2H256L255 3V5H261V7L260 6H258V7H260V8H262V15L259 13V11H257L256 13H259V15H257V16H255V14H253V13H251V12H249L248 10L246 11V10H243L244 12L242 13V12H240V8L242 7V6H244L243 8H245V7H247L248 5H249V3H250V1L251 0H240L241 1V3H242V6H239V0H164V2L162 3ZM196 1L198 2H200L201 3V6H203V8H204V6L206 7V5L205 4H203L202 5V3L203 2H206V4H208V7H206L205 8V13L204 14H202V13H198L197 15H195L194 13H196L197 12V9H194L193 8V6L195 7V5H196ZM253 2V3H254ZM200 3H197V6L200 4ZM240 3V4H241ZM84 4H86V3H84ZM18 5V6H17ZM71 6V5H70ZM86 6H88V5H86ZM109 6H112L111 8H109ZM133 6V5H132ZM200 6V7H201ZM199 7V6H198ZM258 7H256L257 9H258ZM81 8V7H80ZM83 8V7H82ZM67 9H66V11H67ZM86 9V8H85ZM87 10V9H86ZM88 10V11H89ZM110 10V11H109ZM114 10L115 9H113V12H114ZM199 10V9H198ZM251 10V9H250ZM260 10V9H259ZM69 11H70V9H69ZM68 11V12H69ZM163 11H165V13H161V12H163ZM200 11V10H199ZM198 11V12H199ZM256 11V10H255ZM71 12H72V10H71ZM70 12V13H71ZM112 12V11H111ZM117 12V11H116ZM103 13V15H98V14H102ZM158 14L160 15V14H165V15H168V17H169V19H171L174 23H177V26H176V29H175V31H173V30H171V29H167L168 31H164V32H166L167 33V35L169 34V35H171L170 33L173 31V33H172V37H175V36H179V38H181L180 36H181V34H183L184 32H183V30H185V32H186V30H187V32L190 34L191 32H193V33H195L197 36H195L194 38H195V40L193 41L192 39V43L191 42H189V43H191V44H188V42H186L185 44H183V50H184V52H186V54L188 55V53H189V51L190 50H192L193 51V53L192 54H196L197 56H199L200 58H201V60L202 61H205V58H206V54H205V49L207 48H205V45H207V43H205V40L206 39H208L210 42H212V40H213V43L215 44L214 45V47L216 46V49H218L219 47H217V45H219L220 47H224L223 45L224 44H226L227 46L228 45H230V44H227V41H231L232 43V45L234 44L235 46H233L234 48V51H227V49L225 50V51H227V52H224L223 51V49L222 50H220L219 52H217V50L216 51H214V53L216 52V54H217V56H215V54H214V56H212L213 57V60H212V63H211V65H212V68H210V71H211V69H212V72H214L213 71V69L215 70V71H219L220 70V72H218V74H216V72H215V74H216V80H217V86L215 87L214 86V88L210 91V92H212L213 90H216V91H214L215 92V95L214 96H216L217 98H214L213 96V98H212V100L214 101V103H215V106L213 107L211 104H209L212 108H206V106L204 107V106H202L201 105V103L200 104H197V102H199L198 100H200L201 99V97H202V94H200V93H198L199 95L197 96V95H195L194 93H193V88L195 87V86H197V84L198 83H196V85H194V82L193 81H191V80H188V79H190V78H188V76H187V74H186V71L185 72H183L181 69L184 67V66H180L181 67V69L179 68V67H177V63L174 61V57L176 56H173V54L174 53H172V55L170 54V52L171 51H169V47L166 45L165 46V44L163 45V44H161L162 46L160 47L159 46V44H158V42H159V40H158V37H154L155 39H153V37H151V34L150 33H153V32H151V31H155L154 29H156L157 27L159 28V26L161 25H159V26H157L158 25V21L160 20H158L157 19V16H158ZM97 15V16H96ZM126 15V14H125ZM155 15H157V16H155ZM113 16H114V14H113ZM118 16V15H117ZM161 16V15H160ZM167 17V18H168ZM73 18H74V16H73ZM73 18H71V19H73ZM99 18V21L101 20ZM7 19H8V21H7ZM27 19V20H28ZM60 19V21H58ZM162 19V18H161ZM6 20V21H5ZM76 20V18L74 19V23L76 22L75 21ZM102 20H104V19H102ZM170 20V21H171ZM250 20V21H249ZM20 21V22H21ZM98 21V20H97ZM167 21V20H166ZM251 21H253L252 23H251ZM26 22H28V21H26ZM30 22V21H29ZM29 22L28 23H25V24H28L29 25ZM101 22V21H100ZM162 22V21H161ZM185 22V23H184ZM10 23H8V24H10ZM74 23L72 24V25H74ZM84 23V22H83ZM102 23L103 22H101V27H103L105 24H106V22H104V25L102 26ZM160 23V22H159ZM169 23V22H168ZM254 23V24H253ZM67 24V23H66ZM76 25H77V23H75ZM79 24V23H78ZM85 24V23H84ZM98 24H100V23H98ZM146 24H149V25H146ZM164 24H166V23H164ZM248 24H250L249 26H248V28H246L245 26H247ZM7 25V26H6ZM14 25V27H12ZM68 25H69V23H68ZM79 25H81V24H79ZM79 25H77V26H79ZM146 25V26H145ZM69 26H71V25H69ZM106 26H109V25H107L106 24ZM105 26V27H106ZM147 26H150V27H147ZM163 26V25H162ZM27 27V28H26ZM62 27V28H61ZM66 27V26H65ZM64 27V28H65ZM76 27V26H75ZM94 27V26H93ZM99 28H101L100 26H98ZM105 27H104V29H105ZM110 27V26H109ZM135 27V26H134ZM161 27V26H160ZM72 28V27H71ZM73 28H74V26H73ZM82 28V27H81ZM88 28V27H87ZM115 28V29H116ZM138 28V27H137ZM147 28H148V30H147ZM157 28V29H158ZM42 29V30H41ZM44 29V30H43ZM68 29V28H67ZM76 29V28H75ZM84 29V28H83ZM82 29V30H83ZM92 29H94V28H92ZM97 29V28H96ZM147 30V32L148 31H150V33L148 32H145L146 30ZM264 29V28H263ZM46 30H48V31H46ZM77 30V29H76ZM91 30V29H90ZM108 30V29H107ZM165 30V29H164ZM11 31V30H10ZM46 31V35H45V33H43V32H45ZM64 31V30H63ZM131 31H130V34H131ZM136 31V30H135ZM142 31V32H141ZM19 32H16V33H19ZM28 32H26V35L28 34ZM47 32H50V34H51V37L50 36H47ZM82 32V31H81ZM163 33L164 34V32H163V30H157L156 31V33H154V34H157V33ZM10 33V32H9ZM12 33V32H11ZM21 33H19L18 34V36L19 37H22V35H21ZM25 33V32H24ZM129 33V32H128ZM187 33V34H188ZM264 33V32H263ZM262 33V34H263ZM50 34H48V35H50ZM77 34V33H76ZM98 34V33H97ZM134 33L132 32V38H133V36H135V35H133ZM188 34V35H189ZM261 34V33H260ZM9 36H10V34H8ZM7 35V36H8ZM16 35V34H15ZM21 35V36H20ZM153 35V34H152ZM159 35V34H158ZM162 35V34H161ZM191 35V34H190ZM264 35V34H263ZM14 36V35H13ZM29 36V35H28ZM56 36H58V37H56ZM75 36V35H74ZM73 36V37H74ZM262 36V35H261ZM261 36H259V37H261ZM12 37V36H11ZM10 37V38H11ZM24 37V36H23ZM62 37V36H61ZM142 37H140V38H142ZM63 38V37H62ZM131 38V39H132ZM166 38V37H165ZM168 38V37H167ZM176 38V37H175ZM228 38V39H227ZM64 39V38H63ZM74 39V38H73ZM96 39H97V37H96ZM164 39V38H163ZM169 39H170V37H169ZM185 39V38H184ZM256 39H257V37H256ZM22 40V39H21ZM58 40V39H57ZM60 40V39H59ZM122 40V39H121ZM120 39H119V41H121ZM172 40V39H171ZM179 41L178 42H180V39H178ZM207 40V41H208ZM217 40H220L218 43L216 42ZM6 41H7V39H6ZM62 41V40H61ZM141 41H143V40H141ZM169 41V40H168ZM177 41V40H176ZM189 41V40H188ZM208 41V42H209ZM229 41V42H230ZM260 41V40H259ZM259 41H257L258 42V44H260V42ZM34 42V41H33ZM64 43H65V41H63ZM68 42V41H67ZM126 42V43H127ZM160 42H162V40L160 41ZM177 42V43H178ZM182 42V41H181ZM209 42V43H210ZM216 42V43H215ZM226 42V43H225ZM256 42V43H257ZM13 43V42H12ZM37 43V42H36ZM77 43V42H76ZM97 43V42H96ZM139 43V44H138ZM212 43V44H213ZM38 44V43H37ZM100 44H102V43H100ZM129 43H127V46H129L128 45ZM140 44V45H141ZM156 44H158V46L156 45ZM178 44H180V43H178ZM177 44V45H178ZM61 45V46H60ZM70 45V44H69ZM68 45V46H69ZM99 45V44H98ZM134 45V47L136 48V46ZM173 45H174V43H173ZM177 45H176V47H177ZM263 45V44H262ZM7 46V45H6ZM6 46H4L5 48H7ZM10 46H11V44H10ZM105 46V45H104ZM231 46V45H230ZM12 47V46H11ZM70 47H71V45H70ZM126 47V46H125ZM173 46L171 45V47L170 48H172ZM178 47H180V45H178ZM226 47V46H225ZM245 47H248L247 49L245 48ZM264 47V46H263ZM5 48H4V50H5ZM10 48V47H9ZM8 48V49H9ZM41 48V49H42ZM93 48V47H92ZM97 48V47H96ZM137 48V50H139ZM159 48V49H158ZM228 48V47H227ZM231 48H232V46H231ZM7 49V50H8ZM11 49H13V48H11ZM74 49H75V47H74ZM88 49V48H87ZM111 49H115V48H112L111 47ZM117 49V50H118ZM178 49H181V47L180 48H178ZM208 49V48H207ZM213 49H215V48H213ZM221 49V48H220ZM232 49V50H233ZM10 50V49H9ZM14 50V49H13ZM125 50H127V47H126V49ZM141 50V49H140ZM170 50H172V49H170ZM175 50V49H174ZM264 50V49H263ZM86 51V50H85ZM179 51V50H178ZM243 51V52H244ZM4 52H6L5 53V55H7V51H4ZM10 52H14V51H10ZM42 52H44L43 51V49H42ZM84 52V51H83ZM137 52H141V51H137ZM145 52H143V53H145ZM222 52V53H221ZM255 52V53H256ZM9 53V52H8ZM49 53V52H48ZM50 53V55H54V54H51ZM60 53V54H61ZM85 53V52H84ZM142 53V52H141ZM141 53H139V54H141ZM183 53V52H182ZM181 53V54H182ZM9 54H11V53H9ZM45 54V59L47 58L49 61L51 60V63H52V59H50V57H49V55H47L46 53H44ZM56 54V53H55ZM58 54V53H57ZM79 54V53H78ZM113 54H115L114 56H113ZM176 54V53H175ZM178 54V53H177ZM183 54H185V53H183ZM190 54H191V52H190ZM210 54V53H209ZM264 54V53H263ZM13 55V54H12ZM77 55V54H76ZM86 55V54H85ZM93 55H95V56H93ZM170 55V56H169ZM243 55H245L244 53H243ZM260 55V54H259ZM171 56H173V59H172V57ZM186 56V55H185ZM225 57V58H227L226 60H225V58H224V61H222V59H219L220 57ZM261 56V55H260ZM28 57V56H27ZM53 57V56H52ZM55 57H58V56H55L54 55V58ZM77 57V56H76ZM169 57H171V59L169 58ZM179 57V56H178ZM198 57V58H199ZM42 58V57H41ZM128 58L130 59V61H128ZM241 58V59H242ZM5 59L7 60V62L5 61ZM31 59H32V61H31ZM44 59V60H45ZM78 59H79V57H78ZM176 59V58H175ZM181 59V58H180ZM183 59V58H182ZM209 59V58H208ZM240 59V62H242V60ZM243 59V60H244ZM39 60V59H38ZM48 60H46V61H48ZM77 60V59H76ZM75 60V61H76ZM125 60H124V62H125ZM185 60H186V58H185ZM249 60V61H248ZM17 61V60H16ZM15 60H14V62H16ZM23 61V62H22ZM54 61H55V59H54ZM60 61V60H59ZM132 61V62H133ZM207 61V60H206ZM26 62V63H25ZM72 62V63H71ZM77 62H78V60H77ZM82 63H83V61H81ZM80 62V63H81ZM92 62H90L88 65H90ZM116 62H120V61H116ZM123 62V63H124ZM134 62H133V64H134ZM165 62L169 65V68L168 69H170V67H171V69H172V71H173V69H174V72L172 73V72H170L167 68H166V70H168L170 73H172V74H174L175 73V71H176V69L177 68H179L181 71L179 72L178 71V76L176 77V76H174V77H171L170 75H172V74H170V73H168V71H165L164 70V67L165 66H167V64L165 65ZM182 62H183V60H182ZM192 62V61H191ZM190 62V63H191ZM11 63V64H10ZM21 63H23V64H21ZM79 63V62H78ZM79 63V64H80ZM126 63V64H127ZM183 63H186V62H183ZM204 63V62H203ZM245 63H246V61H245ZM53 64V63H52ZM74 65H75V63H73ZM98 64V65H99ZM115 64V63H114ZM113 64V65H114ZM130 64H131V62H130ZM129 64V65H130ZM54 65V64H53ZM53 65H51L52 67H53ZM78 65V64H77ZM84 64H82V66H83ZM109 65V64H108ZM190 65V64H189ZM26 66H28V65H26ZM47 66H50V65H47ZM81 66V65H80ZM118 66V65H117ZM136 66V65H135ZM264 66V65H263ZM51 67V68H52ZM74 67V66H73ZM97 67H99V66H97ZM102 67V66H101ZM129 67V66H128ZM209 67V66H208ZM93 68V67H92ZM124 68V67H123ZM134 68V69H135ZM236 69L235 70H239V69H241V68H237V67H235ZM25 69V70H24ZM29 69V70H30ZM60 69V68H59ZM83 69V68H82ZM98 69V68H97ZM97 69H96V72H97ZM105 69V68H104ZM110 69V68H109ZM111 69H113L112 68V66H111ZM117 69V68H116ZM179 69H177V70H179ZM188 69V68H187ZM221 69H223L222 71H221ZM228 69H229V67H228ZM260 69V68H259ZM258 69V73H260V70ZM24 70V71H23ZM69 70V69H68ZM92 70V71H93ZM100 70V69H99ZM129 70V69H128ZM128 70H126V71H128ZM191 70V69H190ZM227 70V69H226ZM87 71H89V70H87ZM91 71V72H92ZM101 71V70H100ZM110 71V72H109ZM113 71V70H112ZM111 70H108V71H102V72H98V74L97 75H95V76H98L99 75V73H101L100 75H102L101 77L102 78H106L107 77V80H108V77H110L109 79L110 80H112L113 81V79H115L116 81H118V80H122L120 77L122 76L121 75V73H122V70L120 71L121 73H118V71L117 72H112ZM125 71V70H124ZM125 71V72H126ZM208 71V70H207ZM234 71V70H233ZM232 71V72H233ZM2 72V71H1ZM47 72H50V76H51V78H49L48 77V75H49V73L47 74ZM62 72V71H61ZM66 72H68V71H66ZM70 72V71H69ZM77 72V71H76ZM193 72V71H192ZM236 72V71H235ZM244 72L242 73V74H244ZM246 72V73H247ZM26 73H27V71H26ZM82 73V72H81ZM93 73V72H92ZM200 73V72H199ZM245 73V74H246ZM262 73H263V71H262ZM259 74V76L258 77H261V78H263L264 79V74ZM2 74H3V72H2ZM38 73L36 74V76L38 77V75H39ZM63 74H65V73H63ZM86 74V73H85ZM128 74V73H127ZM204 74V73H203ZM232 74H235V73H232ZM5 75V74H4ZM99 75V76H100ZM124 75H126L125 73H124ZM8 76H9V74H8ZM11 76V75H10ZM15 76V75H14ZM61 76V75H60ZM59 76V77H60ZM98 76V77H99ZM129 76H131L130 74H129ZM191 76V75H190ZM189 76V77H190ZM199 76V75H198ZM213 76V75H212ZM2 77H4V76H2ZM13 77V76H12ZM12 77H11V79H12ZM17 77V78H18ZM32 77H30V78H32ZM58 77V78H59ZM62 77V76H61ZM133 76H131V78L129 79L128 77V79H127V82H129V83H126V84H128L129 86H130V84H131V86H133V80H134V78H132ZM229 77V76H228ZM244 77V76H243ZM243 77L242 78H240V80H238L241 84H245L246 83V78L245 79H243ZM246 77V76H245ZM258 77H256V78H258ZM8 78V77H7ZM14 78V77H13ZM15 78H16V76H15ZM57 78V79H58ZM63 78V77H62ZM63 78V79H64ZM112 78V79H111ZM120 78V79H119ZM122 78L124 79V81H125V77L124 76H122ZM227 78V77H226ZM3 79V78H2ZM9 79V78H8ZM60 80H61V78H59ZM101 79V78H100ZM118 79V80H117ZM136 79V78H135ZM204 79H206V78H204ZM233 79H236V78H233ZM15 80V79H14ZM14 80L12 81V83L14 82ZM19 80V81H20ZM97 80V79H96ZM114 80V81H115ZM129 80V81H128ZM137 80V79H136ZM140 80V79H139ZM139 80H138V83H135V86H136V84H138V85H140L139 86V88L141 89V88H143V87H145V86H142V83H139ZM208 80V79H207ZM16 81H18V79L16 80ZM27 81V80H26ZM31 81V80H30ZM115 81V82H116ZM135 81V80H134ZM197 81H198V78H197ZM215 81V80H214ZM232 81V80H231ZM234 81V80H233ZM249 81V80H248ZM262 81V80H261ZM35 82V81H34ZM36 82V83H37ZM61 82V83H60ZM108 83H105V84H103V86L101 85V90H103V88H104V92L105 91H108V93L109 94H111V93H116L118 96H120L121 98H119L118 96H116L118 99H120V101L121 100H123V103H127V104H131L132 102H133V100H131L130 98L131 97H129V92H127L126 90H124V88H121L122 87V85H120V84H118V83H120L119 81L117 82V84L118 85H120L121 87H119L116 83H114V82H110L109 80L107 81ZM122 82V81H121ZM131 82V83H130ZM137 82V81H136ZM236 82H237V79H236ZM25 83V82H24ZM27 83V82H26ZM29 80H28V86L27 85H25V86H20V88H23L24 89V87L26 88V86L28 87V90H24V92H22L23 91V89H21L22 91L21 92H19L20 91V88H19V86L18 87H16L15 85V87H16V89H15V87L14 88H12V89H8L7 91L5 90H1V92H3V95L1 96L0 95V118L1 117H4V116H6V117H8V119H10L11 120V122H12V120H14L15 119V115H17L18 113L20 114V113H23L24 114V118L26 119V123L28 124V128L29 129H27V130H29V135L26 137V140H25V142L26 143H28V144H34V142H35V138L36 137H34V136H37V134L39 135V133H41V132H45L46 133V131H41V129H40V131L38 130L39 129V127H40V125L42 124V123H44L45 121H47V122H49V121H51V123L53 122H58V121H62L61 120V118L63 117H60L59 115H61L62 113H63V111H61L62 113H60L59 114V111H60V109L62 110L63 109V107H61V105L59 104V102H58V104H53L52 102H50L52 105L50 106V105H48V107H42L41 105H40V107L39 106H37L38 104H37V102L39 101H37L36 103H35V96H37L36 98L38 99V93L39 92H37V90L38 91H40L41 90V88H39L38 86V88H37V90H35V87H36V85L37 84H34L35 86L34 87H32L33 85V83L29 86ZM200 83H201V80H200ZM207 83H209V82H207ZM210 83H211V81H210ZM233 83V82H232ZM238 83V82H237ZM123 84V83H122ZM128 85H126V86H128ZM137 85V86H138ZM153 85V86H152ZM202 85V84H201ZM13 86V85H12ZM136 86V87H137ZM207 86V85H206ZM242 86V85H241ZM32 87V88H31ZM208 87V86H207ZM210 87H211V85H210ZM213 87V86H212ZM233 87V86H232ZM11 88V87H10ZM17 88H19L18 90L19 91H17ZM34 88V89H33ZM98 88H99V86H98ZM127 88V87H126ZM129 88V87H128ZM135 88V87H134ZM150 88V89H151ZM200 88H201V86H200ZM241 88V87H240ZM40 89V90H39ZM44 89V90H43ZM138 89V88H137ZM144 89H146V88H144ZM193 89V90H192ZM131 90V89H130ZM129 90V91H130ZM206 90V89H205ZM204 90V92H206ZM210 90V89H209ZM209 90L207 89V92H209ZM41 91V92H42ZM133 91V90H132ZM132 91H131V93L130 94H132ZM136 91V90H135ZM135 91H134V93H135ZM159 91V92H158ZM26 92V93H25ZM47 92V93H48ZM86 92H85V94H86ZM102 93V95L103 94H105V93ZM137 92V91H136ZM145 92V91H144ZM150 92V91H149ZM154 92V91H153ZM203 92V95L204 96H207V95H205V93ZM207 92H206V94H207ZM213 92V93H214ZM90 93H87V98H88V94H90ZM99 93H100V91H99ZM133 93V94H134ZM138 93V92H137ZM140 93V92H139ZM151 93H152V91H151ZM213 93H211L212 95H213ZM239 93V92H238ZM36 94V95H35ZM42 95H43V93H41ZM40 93H39V95H41ZM45 94V93H44ZM50 94V93H49ZM90 94V95H91ZM93 94V95H94ZM97 94H98V91H97ZM107 94V93H106ZM114 94H111V95H114ZM143 94V93H142ZM150 94V93H149ZM153 94V93H152ZM211 94H209V96H211ZM229 94L231 95V97L229 96ZM233 94V93H232ZM240 94V93H239ZM243 94V93H242ZM42 95L40 96V97H42ZM58 95V96H59ZM83 95H84V97H83ZM89 95V97H91ZM100 95V94H99ZM111 95H109V96H111ZM126 95H128V96H126ZM134 95H136V94H134ZM133 95V96H134ZM139 95V94H138ZM144 95H145V93H144ZM143 95V96H144ZM161 95V96H162ZM45 97H46V95H44ZM69 96H71V95H69ZM101 96V95H100ZM103 96H105V95H103ZM102 96V97H103ZM107 97H108V95H106ZM130 96H132V95H130ZM153 96V95H152ZM34 97V98H33ZM45 97L43 98V100H41L42 98H40V100L42 101V103H43V101L45 100ZM47 97H50V99L52 98L51 96H47ZM56 97V96H55ZM63 97V98H64ZM83 98V99H80V98ZM107 97H105L104 98V100L107 98ZM135 97V96H134ZM146 97H147V95H146ZM163 98H164V96H162ZM54 98V97H53ZM96 98V97H95ZM114 98H115V96H114ZM144 98V97H143ZM150 98V97H149ZM224 99V100H226L227 101V107H225V105H224V107L221 105V104H223L222 102V99ZM237 98V97H236ZM48 100H49V98H47ZM84 99V101H86L87 102V100L88 99H86L85 100ZM91 99V98H90ZM89 99V100H90ZM94 99V98H93ZM140 99V98H139ZM154 99H157V98H154ZM206 99V98H205ZM209 99V98H208ZM218 99H221L220 101V103H219V100ZM257 99V98H256ZM256 99H254V100H256ZM52 100V99H51ZM50 100V101H51ZM66 100H64V101H66ZM88 100V101H89ZM159 100H161V99H157V102L159 101ZM202 100V99H201ZM46 101V100H45ZM44 101V102H45ZM81 101V102H82ZM84 101H83V103H84ZM140 101V100H139ZM144 101V100H143ZM54 102H56V101H54ZM62 102V101H61ZM85 102V104H87ZM94 102V101H93ZM109 102V101H108ZM114 102V101H113ZM119 102V101H118ZM122 102V101H121ZM141 102V101H140ZM211 102V101H210ZM225 102V101H224ZM255 102V101H254ZM65 103V102H64ZM63 103V104H64ZM73 103V104H72ZM92 103V102H91ZM98 103V102H97ZM102 103V102H101ZM159 103V102H158ZM41 104V103H40ZM47 104V103H46ZM46 104H42V105H46ZM49 104V103H48ZM66 104V103H65ZM64 104V105H65ZM118 104V103H117ZM116 104V105H117ZM154 104V103H153ZM254 104V103H253ZM84 105V104H83ZM91 105V104H90ZM100 105V104H99ZM112 105V104H111ZM126 105V104H125ZM134 105V104H133ZM205 105H207V103L205 104ZM47 106V105H46ZM74 106V105H73ZM89 106V105H88ZM95 107H96V105H94ZM132 106V105H131ZM209 106V107H210ZM67 107V106H66ZM91 107V106H90ZM94 107V108H95ZM117 107V106H116ZM124 107V106H123ZM128 107V106H127ZM130 107V106H129ZM208 107V106H207ZM254 107V106H253ZM73 108V107H72ZM75 108V107H74ZM107 108V107H106ZM112 108H114V105H113V107ZM224 108H226L225 110H228V111H231L232 109H230V108H233V110L232 111H234V113L232 114V116L230 117V118H228V117H226V115H225V112H224ZM69 109V108H68ZM110 109V108H109ZM117 108H115V110H116ZM158 109H160V108H158ZM162 109V108H161ZM66 110V109H65ZM88 110V109H87ZM95 110V109H94ZM97 110H99V109H97ZM101 110V109H100ZM120 110V109H119ZM76 111V110H75ZM103 110H101V112H102ZM73 112H74V110H73ZM72 112V113H73ZM92 112V111H91ZM96 112V111H95ZM165 112V111H164ZM227 112V111H226ZM79 113V112H78ZM106 113V112H105ZM168 113V112H167ZM184 113V112H183ZM185 113H184V115H185ZM232 113V112H231ZM67 114V113H66ZM76 114V113H75ZM187 114V113H186ZM192 114V113H191ZM234 114H235V116H234ZM97 115V114H96ZM102 115V114H101ZM131 115V114H130ZM175 115H177V114H175ZM188 115H189V113H188ZM228 115H229V113H228ZM258 115V114H257ZM65 116V115H64ZM72 116V115H71ZM187 116V115H186ZM185 116V117H186ZM67 117V116H66ZM65 117V118H66ZM175 117V116H174ZM182 117V116H181ZM180 117V118H181ZM262 117V116H261ZM264 117V116H263ZM14 118V119H13ZM199 118V117H198ZM199 118V119H200ZM7 119V118H6ZM69 119V118H68ZM67 119V120H68ZM175 119V118H174ZM182 119V118H181ZM65 120V119H64ZM63 120V121H64ZM201 120V121H202ZM46 122V123H47ZM119 122V121H118ZM122 122V121H121ZM123 122H125V121H123ZM0 123H1V121H0ZM25 123V124H26ZM55 123V124H56ZM59 123H61V122H59ZM126 123V122H125ZM141 123V122H140ZM198 123V122H197ZM261 123V124H262ZM45 124V123H44ZM58 124V123H57ZM136 124V123H135ZM142 124V123H141ZM150 124V123H149ZM152 124V123H151ZM150 124V125H151ZM199 124V123H198ZM198 124H196V125H198ZM43 125V124H42ZM61 125V124H60ZM117 124H115V126H116ZM123 126H124V124H122ZM143 125H145V124H143ZM200 125V124H199ZM198 125V127H200ZM126 126V125H125ZM151 126H153V125H151ZM150 126V127H151ZM169 126V125H168ZM8 127V126H7ZM41 127H45V125H43V126H41ZM60 127V126H59ZM126 127H128V126H126ZM125 127V128H126ZM133 127H134V125H133ZM139 127V126H138ZM149 127V128H150ZM164 127V126H163ZM224 128L225 130H223V131H221V129L220 128ZM247 127V128H248ZM262 127V126H261ZM261 127H259V128H261ZM55 128V127H54ZM53 128V129H54ZM58 128V127H57ZM131 128V127H130ZM235 128H237V129H235ZM258 128V129H259ZM263 128H264V125H263ZM44 130H45V128H43ZM128 129H129V127H128ZM154 129V128H153ZM166 129V128H165ZM240 129V128H239ZM240 129V130H241ZM250 129V130H251ZM51 130V129H50ZM63 130V129H62ZM61 130V131H62ZM68 130V129H67ZM126 130V129H125ZM130 131L132 130V131H134L132 128L131 129H129ZM135 130L136 131H139L140 130V128L138 129H136L135 128ZM161 130V129H160ZM184 130H185V128H184ZM248 130V129H247ZM39 131V133H36L35 135H34V133L35 132H38ZM65 131V130H64ZM162 131V130H161ZM157 132V133H159V135L162 133V132ZM228 131V132H229ZM232 131H230V132H232ZM258 131V130H257ZM264 131V130H263ZM263 131H261V132H263ZM57 132H60V128L58 129V131ZM173 133H174V131H172ZM260 132V131H259ZM44 133V134H45ZM61 133V132H60ZM60 133L57 135L58 137H59V135H60ZM139 133H140V131H139ZM145 133V132H144ZM165 133V132H164ZM251 133V132H250ZM42 134V133H41ZM134 134V133H133ZM168 134V133H167ZM175 134V133H174ZM177 134V133H176ZM182 134V133H181ZM233 134V133H232ZM238 134H240V133H238ZM258 134V133H257ZM49 135V134H48ZM180 135V134H179ZM251 135V134H250ZM43 135H41L39 138H40V142H41V140L42 139H46V136H45V138H43L42 137ZM56 136V137H57ZM140 136V135H139ZM149 136V135H148ZM191 136V135H190ZM230 136V135H229ZM252 136V135H251ZM257 136V135H256ZM8 137V136H7ZM159 137V136H158ZM235 137V136H234ZM94 138V137H93ZM160 138V137H159ZM237 138V137H236ZM38 139V138H37ZM154 139V138H153ZM161 139V138H160ZM165 139H166V137H165ZM165 139H162V141H164ZM175 139H178L177 138V135H176V138H175V136H173V134H169V137L167 136V139L164 141L165 142V147H166V144L168 143V144H170L171 143V141L172 140H174L173 142H175ZM39 140V139H38ZM37 140V141H38ZM47 140V139H46ZM46 140L45 141H43V142H45L46 143ZM92 140V139H91ZM196 140V139H195ZM237 140H239V139H237ZM4 141V140H3ZM36 141V142H37ZM151 141V140H150ZM159 141V140H158ZM178 141V140H177ZM170 142V143H169ZM200 142V141H199ZM159 144L160 143H162L163 144V142H158ZM176 143V142H175ZM174 143V144H175ZM179 143V142H178ZM180 143H182V142H180ZM259 143V142H258ZM37 144L38 143H36V144H34V145H36V147H37ZM48 144V143H47ZM158 144V145H159ZM173 144V143H172ZM201 144V143H200ZM25 145V144H24ZM164 145V144H163ZM239 145V144H238ZM237 145V146H238ZM243 145V144H242ZM21 146V145H20ZM19 146V149H18V151H19V153H18V156H16L17 158L15 159V157L13 158V159H15V161L13 162V166L14 165H16V166H11V162L13 161H11V159H12V157H11V155H12V150L13 149H11V147H7L6 149H1L0 148V177H5L6 175H8L7 173H8V171L10 172V170H11V176H12V178L14 179V182L12 181V179L10 180V181H12L13 183H17V182H19V180H22V181H24L23 179H25V181L24 182H27L28 184L29 183H31V184H33V186H35V188L39 191L40 190V196L42 197V199H43V201H42V203L44 204V203H47V204H49V205H51V204H55L56 206H58V211L60 212V210H66V208L68 209V213L67 212H65L66 213V215H68V217L67 218H65L63 221L61 220V219H59V221L57 220V222H60L61 221V223H60V225L59 224H57V225H59V226H61V228L62 229H66V228H70V227H78V228H89V226L91 227V226H94V224L96 223H94V221H93V217L92 216H90V215H88V212L86 211V214L88 215H86L85 216V214L81 217V215L80 216H78L76 213H78V211H79V209L80 208H82V206H80V208H79V206L78 207H75L73 204L71 205L70 204V202L71 201H73L75 198H76V196H78L75 192H73V189L74 188H72L70 185V187L68 186V187H66L67 185H66V183H64L63 184V182L62 181H64V179L63 180H57V181H55V182H52L53 180H50L49 178H48V180L47 181H45L46 180V178H45V180H43L44 179V176L45 175H47V174H49L50 172H51V169H50V172L49 173H47V174H44L43 173V170L46 168L45 167V162L44 163H42L43 162V160H41L42 162H41V165H43L44 166V168L42 169V167L41 168H36L35 167V164L37 165L39 162H40V160L38 161V163H34L33 161H31V164H33L34 166H30V160H28V159H26V157H27V155L25 156V157H23L22 156V151H24V147H20ZM42 146H44V145H42ZM47 146V145H46ZM168 146V145H167ZM176 146V145H175ZM48 147V146H47ZM165 147H162V148H165ZM170 147V146H169ZM168 147V148H169ZM27 148H29V147H27ZM41 148V152L42 153H45V155H46V153L48 152V151H46V150H44L45 148H43V147H40ZM42 148H43V150H42ZM54 148V147H53ZM167 148V149H168ZM174 148H176V147H174ZM48 149V148H47ZM52 149V148H51ZM92 149V148H91ZM238 149H240V148H238ZM257 149V148H256ZM16 151H17V149H15ZM161 150V149H160ZM163 150V149H162ZM186 150H188V149H186ZM25 151H26V149H25ZM46 151V152H45ZM53 151V150H52ZM56 151V150H55ZM166 151V150H165ZM164 151V152H165ZM15 152V151H14ZM37 152V151H36ZM237 152V151H236ZM253 152V151H252ZM251 152V153H252ZM16 153V152H15ZM51 153V152H50ZM185 153V152H184ZM189 153V152H188ZM190 153H193V152H190ZM238 153V152H237ZM236 153V154H237ZM245 153V152H244ZM17 154V153H16ZM26 154V153H25ZM233 154H235V153H233ZM247 154V153H246ZM260 154V153H259ZM42 155V154H41ZM56 155V154H55ZM181 155V154H180ZM48 156V155H47ZM54 156V155H53ZM57 156V155H56ZM175 156V155H174ZM177 156V155H176ZM184 156H187V155H184ZM224 156H225V158H224ZM232 156H234V155H232ZM46 157V156H45ZM55 157V156H54ZM181 157V156H180ZM231 157V156H230ZM254 157H256V156H254ZM28 158V157H27ZM43 158V157H42ZM52 158V157H51ZM56 158V157H55ZM163 158V157H162ZM173 158V157H172ZM252 158V157H251ZM257 158V157H256ZM263 158V157H262ZM156 159H158V158H156ZM166 159V158H165ZM182 159V160H183ZM258 159V158H257ZM46 160V159H45ZM44 160V161H45ZM51 160H53V159H51ZM56 160V159H55ZM55 160H53V161H55ZM153 160V159H152ZM158 160H160V159H158ZM168 160V159H167ZM166 160V161H167ZM178 160V159H177ZM261 160V159H260ZM156 161V160H155ZM153 162V163H156V162ZM163 161V160H162ZM161 161V162H162ZM165 161V162H166ZM179 161V160H178ZM238 161V160H237ZM33 162V163H32ZM47 162V161H46ZM49 162V161H48ZM57 162V161H56ZM157 162H159V161H157ZM170 162V161H169ZM172 162V161H171ZM180 162V161H179ZM178 162V163H179ZM264 162V161H263ZM246 163H248V162H246ZM250 163H251V161H250ZM54 164V163H53ZM58 164H59V162H58ZM233 164L235 165V163L233 162ZM239 164V163H238ZM260 164H262L263 165V163L261 162ZM40 165V166H41ZM57 165V164H56ZM155 165V164H154ZM160 165H162V163H160ZM166 166H168L167 164H165ZM182 165H187V167L189 166V168L191 169V166H192V168H193V170L192 171H195V172H197L195 175V177H194V175H193V179H190L189 180V178L187 179V178H185V176H184V173L182 174L181 172H180V168L181 167H183ZM61 166V165H60ZM156 166H157V164H156ZM184 166V167H185ZM11 167H13V168H11ZM150 167V166H149ZM151 167H153V164L151 165ZM234 167H236V166H234ZM241 167V166H240ZM263 167V166H262ZM53 168V167H52ZM61 167H59V169H60ZM166 168V167H165ZM242 168V167H241ZM250 168V167H249ZM140 169V168H139ZM147 169V168H146ZM148 169H150V168H148ZM152 169V168H151ZM190 169H188V170H190ZM229 169V168H228ZM233 169V168H232ZM235 169V168H234ZM237 169V168H236ZM263 169V168H262ZM47 170H48V166H47ZM61 170V169H60ZM59 170V171H60ZM138 170V169H137ZM184 170V169H183ZM245 170V169H244ZM264 170V169H263ZM58 171V172H59ZM231 171V170H230ZM233 171V170H232ZM262 171V170H261ZM182 172H185V170L184 171H182ZM190 172V171H189ZM188 172V173H189ZM52 173V172H51ZM192 173V172H191ZM6 174V175H5ZM132 174V173H131ZM193 174V173H192ZM192 174H191V177H192ZM44 175V176H43ZM50 175V174H49ZM126 175V174H125ZM187 175H189V174H187ZM41 176H43V177H41ZM52 176V175H51ZM58 176V175H57ZM61 176H62V174H61ZM103 176V175H102ZM207 176V175H206ZM264 176V175H263ZM50 177V176H49ZM124 177V176H123ZM190 177V178H191ZM203 177V176H202ZM209 177V178H210ZM8 178V177H7ZM23 178V179H22ZM52 178V177H51ZM58 178V177H57ZM67 178V177H66ZM121 178V177H120ZM201 178V177H200ZM5 179H6V177H5ZM129 179V178H128ZM203 179V178H202ZM201 179V180H202ZM205 179H207V178H205ZM210 179H212V178H210ZM9 180V179H8ZM136 180V179H135ZM139 180H142V179H139ZM213 180H212V182H213ZM254 180V179H253ZM121 181V180H120ZM209 181V180H208ZM211 181V180H210ZM261 181V180H260ZM73 182V181H72ZM135 182V181H134ZM198 182H200V180H198ZM211 182V183H212ZM3 183H5V182H3ZM2 183V184H3ZM115 184V183H113L111 186H112V190H110L109 188H111V187H107L108 189H109V191H111V194L113 193L112 191H119V187H121V186H116V185H119V184ZM192 183H194L193 185H192ZM254 183V182H253ZM5 184H7V183H5ZM71 184V183H70ZM75 184H76V182H75ZM109 184H110V182H109ZM109 184H106L105 186H109ZM127 184V185H126ZM135 184V183H134ZM1 185V184H0ZM21 185V184H20ZM66 185V186H65ZM104 185V184H103ZM103 185H102V187H103ZM191 185H192V187H191ZM241 185V184H240ZM252 185V184H251ZM257 185V184H256ZM8 186V185H7ZM9 186H11V184H9ZM18 186V185H17ZM16 185H15V188L14 189H18V187H17ZM29 186V185H28ZM263 186V185H262ZM4 187V191L7 189V187L6 186H2V188ZM12 188H13V186H11ZM20 187V186H19ZM76 187V186H75ZM203 187H204V185H203ZM216 187V186H215ZM216 187V188H217ZM6 188V189H5ZM24 188V187H23ZM22 188V189H23ZM104 189H105V187H103ZM209 188V187H208ZM212 188V187H211ZM218 188V190H220ZM194 189V188H193ZM197 189H198V187H197ZM203 189V188H202ZM213 189H214V187H213ZM263 189V188H262ZM7 190H10V189H7ZM7 190H6V192H7ZM23 190H25V189H23ZM22 190V191H23ZM106 191H108L107 189H105ZM210 190V189H209ZM216 191H217V189H215ZM222 190V191H223ZM227 190H225V191H227ZM238 190V189H237ZM260 190V189H259ZM14 191V190H13ZM12 191V192H13ZM16 191V190H15ZM75 191V190H74ZM108 191V192H109ZM186 191V194L188 193ZM215 191V192H216ZM228 191V192H229ZM1 192V191H0ZM11 191L9 192L8 191V193H12ZM18 192V191H17ZM91 192V191H90ZM90 192H89V195H90ZM94 192V191H93ZM101 193H103V194H105L103 191H100ZM195 192V191H194ZM200 192H202V191H200ZM224 192V191H223ZM227 192V193H228ZM3 193H5V192H3ZM3 193H1V195L3 194ZM8 193H6V194H8ZM19 193V192H18ZM75 193V194H74ZM96 192H94V194H95ZM100 193V194H101ZM198 193V192H197ZM196 193V194H197ZM216 193H218V191L216 192ZM215 193V194H216ZM219 193H220V191H219ZM222 193V192H221ZM230 193H232V192H230ZM234 193H236V192H234ZM233 193V194H234ZM264 193V192H263ZM94 194H91L90 195V198H93V196H94ZM102 194V195H103ZM108 194V193H107ZM179 194H181V196L179 197L178 195ZM189 194V193H188ZM188 194H187V196H185V197H188V198H190L189 196H190V194H189V196H188ZM192 194H193V192H192ZM191 194V195H192ZM206 194V193H205ZM211 194V193H210ZM223 194H225V193H223ZM237 194V193H236ZM12 195H13V193L11 194V197H12ZM14 195H16V192H14ZM19 194H17V196H18ZM74 195H75V197H74ZM86 195V194H85ZM84 195V196H85ZM89 195H87L88 197H89ZM124 195V194H123ZM165 195V194H164ZM174 195L172 196V198L174 197ZM199 195H200V193H199ZM228 194H226V196H227ZM230 195V194H229ZM3 197H4V199H5V196L4 195H2ZM10 196V195H9ZM82 196V195H81ZM83 196V197H84ZM87 196H85V197H87ZM92 196V197H91ZM178 196V197H177ZM209 196V195H208ZM211 196V195H210ZM262 196V195H261ZM3 197H1V198H3ZM11 197L8 199V200H10L11 199ZM15 197V196H14ZM74 197V198H73ZM115 197V196H114ZM116 197H118V196H116ZM158 197V198H157ZM171 197V196H170ZM195 199L194 200H199L198 198V196H193ZM201 197H203V196H201ZM213 197H214V195H213ZM230 197V196H229ZM73 198V199H72ZM183 199H184V201H185V199H187V198H184V197H182ZM181 198V199H182ZM197 198V199H196ZM209 198H211V197H209ZM256 198V197H255ZM117 199V198H116ZM193 199V198H192ZM215 199V198H214ZM2 200V199H1ZM8 200H6V201H8ZM14 200H15V202H16V197L14 198ZM13 199L12 200H10L11 202L12 201H14ZM86 199H84L83 201H85ZM139 200V199H138ZM147 200V201H148ZM172 200V202H173V199H171ZM206 200V199H205ZM81 201V200H80ZM115 201V200H114ZM144 201V200H143ZM177 201H179L180 202V200L178 199ZM176 200L174 201V202H177ZM200 201V200H199ZM198 201V202H199ZM2 202H3V200H2ZM11 202H10V204H11ZM74 202H75V200H74ZM186 202V201H185ZM194 202V201H193ZM197 202V201H196ZM1 203V202H0ZM7 203V202H6ZM13 203V202H12ZM115 204H117V205H121V207H123V202L121 203V202H119V197H118V199L114 202ZM178 203V202H177ZM176 203V204H177ZM181 203V202H180ZM184 203V202H183ZM257 203V202H256ZM38 204V203H37ZM78 204V203H77ZM186 204V203H185ZM1 205V204H0ZM46 205V204H45ZM79 205H83V204H79ZM125 205H127V204H125ZM143 205V204H142ZM178 205V204H177ZM181 205V204H180ZM8 206V205H7ZM87 207H89L88 205H86ZM85 206V204L83 205V207L85 208L86 207ZM182 206V205H181ZM43 207V206H42ZM133 206L130 204L129 206H124V209L127 211H131V210H133V208H132ZM40 208V207H39ZM57 208V207H56ZM132 208V209H131ZM142 208V207H141ZM60 209V210H59ZM87 209H89V208H87ZM123 209V210H124ZM2 210V209H1ZM84 210V209H83ZM120 210H122V209H120ZM81 211V210H80ZM85 211V210H84ZM64 212V211H63ZM81 212H83V211H81ZM122 212V211H121ZM121 212H119V215H120V217L122 218V216H121V214L123 215V213H121ZM135 212V211H134ZM61 213V212H60ZM83 213H85V212H83ZM30 214V213H29ZM92 214V213H91ZM98 213H96V216H94V218H102V220H105L106 218H104L103 219V217H105V216H101L100 214H98ZM118 214V213H117ZM126 214V213H125ZM124 214V215H125ZM129 214V213H128ZM133 214V213H132ZM33 215H35V214H33ZM64 216V215H63ZM62 216V217H63ZM125 216H127V214L125 215ZM6 217V216H5ZM4 217V218H5ZM37 217V216H36ZM0 218H1V216H0ZM34 218V217H33ZM131 218V217H130ZM37 219V218H36ZM58 219V218H57ZM4 220V219H3ZM3 220L1 219L0 221H2V223H3ZM39 220V219H38ZM43 221V220H42ZM97 221V220H96ZM56 222V223H57ZM101 222V221H100ZM104 222H106V221H104ZM35 223V222H34ZM55 223V224H56ZM99 223V222H98ZM106 223H108V222H106ZM4 224H6V222L4 221ZM21 224V223H20ZM43 224V223H42ZM52 224V223H51ZM1 225V224H0ZM26 225V224H25ZM28 225V224H27ZM56 225V226H57ZM97 225V224H96ZM102 225H103V223H102ZM7 226V225H6ZM28 226H30V225H28ZM38 226V225H37ZM53 226H55V225H53ZM98 226V225H97ZM106 226V225H105ZM102 227V226H101ZM104 227V226H103ZM102 227V228H103ZM109 227V226H108ZM114 227V226H113ZM3 228V227H2ZM20 228V227H19ZM38 229H39V227H37ZM37 228H33L32 227V229L31 230H26V232H32V231H35ZM77 228V229H78ZM106 228V227H105ZM105 228H104V230H105ZM5 229V228H4ZM72 229V228H71ZM92 229V228H91ZM41 230V229H40ZM39 230V231H40ZM44 230V229H43ZM69 229H67V231H68ZM88 230V229H87ZM93 230V229H92ZM97 230H98V228H97ZM102 230V229H101ZM38 231V230H37ZM38 231V232H39ZM3 231H0V233H2ZM6 232V231H5ZM11 232V231H10ZM63 232H64V230H63ZM87 232V231H86ZM105 232H107V231H105ZM114 232V231H113ZM7 233H9V232H7ZM83 233V232H82ZM99 233V232H98ZM111 233V232H110ZM17 234V233H16ZM30 234V233H29ZM35 234V233H34ZM108 234V233H107ZM130 236H131V234L130 233H128ZM133 234H134V232H133ZM4 235H6V233L4 234ZM8 235V234H7ZM136 235V234H135ZM34 236V235H33ZM100 237V236H99ZM129 237V236H128ZM132 237V236H131ZM134 238V237H133ZM130 239V238H129ZM142 239V238H141ZM4 240H5V242L3 241V243H7V245H9L8 244V242L9 241H7V238L5 239V237H4ZM131 240V239H130ZM7 241V242H6ZM132 241V240H131ZM130 241V242H131ZM139 241V240H138ZM146 241V240H145ZM168 242V241H167ZM3 243L0 245V264H6V263H4V261H5V258L7 257V252H6V249H5V247L4 246H2L3 245ZM132 243V242H131ZM138 243V242H137ZM150 243V242H149ZM159 243V242H158ZM169 243V242H168ZM155 244V243H154ZM167 244V243H166ZM6 245V244H5ZM149 245V244H148ZM138 246V245H137ZM153 246V245H152ZM151 246V247H152ZM160 247H161V245H159ZM169 246H172V245H170L169 244ZM173 247H174V245H173ZM186 247V246H185ZM143 248V247H142ZM150 248V247H149ZM130 249V248H129ZM166 249H168V248H166ZM165 248H163V252H165V250H166ZM131 250V249H130ZM133 250V249H132ZM131 250V251H132ZM150 250V249H149ZM169 250V249H168ZM167 250V252H169ZM188 249H186V251H187ZM190 250V249H189ZM188 250V251H189ZM10 251H12V249L10 250ZM139 251V250H138ZM160 251H161V248H160ZM185 251V252H186ZM166 252V253H167ZM182 252H184V251H182ZM11 254V253H10ZM186 256H187V253L185 254ZM9 258V257H8ZM7 258V259H8ZM10 259H11V257H10ZM4 260V261H3ZM8 261V260H7ZM6 262V261H5ZM8 264L10 263V262H7Z\"/></svg>",
  "mask_w": 264,
  "mask_h": 264
}]
</instances>
